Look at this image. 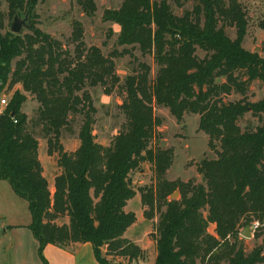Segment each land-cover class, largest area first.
<instances>
[{"label":"trees","instance_id":"obj_1","mask_svg":"<svg viewBox=\"0 0 264 264\" xmlns=\"http://www.w3.org/2000/svg\"><path fill=\"white\" fill-rule=\"evenodd\" d=\"M41 1L5 0L10 15L29 16L21 34L7 28L0 11V96L21 86L0 114V180L27 202L28 228L44 264H49L44 257L49 244L91 243L99 264L144 256L126 237L137 222L126 208L137 195L131 173L145 162L152 165L156 184L140 190L148 207L144 214L153 218L156 205L160 210L155 264H264L261 251L248 253L241 237L253 220L264 221V97L255 102L247 97L252 82L264 81V57L243 45L249 20L241 2L194 0L193 9L181 15L169 0H123L106 9L104 21L120 27L117 43L125 48L119 55L132 54L136 63L122 81L113 55L86 44L81 21L72 22L73 51L39 28L35 9ZM77 2L86 15L96 14L95 0ZM228 27L236 29L235 38ZM134 50L153 56L155 77ZM222 77L225 81L218 82ZM98 86L124 95L125 122L109 145L93 132L97 108L89 87ZM234 92L243 98L226 101ZM28 94L39 104L33 118L23 111ZM155 104L168 108L178 122L188 113L200 116L199 128L217 154L198 166L203 182L166 179L173 153L151 147L162 124ZM248 113L258 124L243 128L240 121ZM76 115L82 116L80 145L69 152L61 139ZM38 127L49 154L58 153L53 191L39 156ZM178 187L182 198L169 200Z\"/></svg>","mask_w":264,"mask_h":264},{"label":"rangeland","instance_id":"obj_2","mask_svg":"<svg viewBox=\"0 0 264 264\" xmlns=\"http://www.w3.org/2000/svg\"><path fill=\"white\" fill-rule=\"evenodd\" d=\"M97 4L96 14L86 15L77 0H42L35 9V21L39 28L51 34L53 37L63 42L66 48L74 50L75 43L72 41L73 20H79L84 25L85 42L88 46H98L106 56L113 55L116 62L117 73L122 79L133 74L136 63L132 54L124 53L119 55L125 46L117 43L120 27L114 22L104 21L103 14L108 8H118L123 0H95ZM247 11L249 26L247 36L244 41V47L252 52H258L264 57V0H239ZM174 12L178 15L185 10H192L194 0H169ZM0 11L5 15V25L10 29L15 14L10 15L8 5L5 0L0 2ZM23 17L26 12L21 13ZM227 33L231 38L236 37V29L228 27ZM23 31H27L26 28ZM5 32V30H3ZM133 54L141 61L148 63L152 68V77H155L158 66L152 55L142 56L139 50H134ZM200 57H205L206 53L198 50ZM225 81V78H219L218 82ZM21 88L16 85L12 91L1 98L8 100L13 91ZM93 96L94 105L97 108L95 115L94 134L98 142L109 145L113 137L122 129L125 122L124 115L120 105L123 102L124 95L120 89H115L111 94L105 93L104 87L98 86L90 88ZM247 97L250 101H259L264 97V81H254L250 84L247 91ZM226 101H237L243 98L240 93H232L224 97ZM38 102L28 94V100L23 107L30 118L36 116ZM0 106V109H4ZM155 114L162 119V124L157 127L156 137L151 143L154 150L168 149L173 153V164L166 173V179L169 182L187 183L194 182L199 184L203 182L201 174L198 172V166L205 159L216 158V151L210 147L209 136L200 130V116L188 113L183 122H178L176 117L166 107L154 105ZM82 123V116L76 115L72 119L71 127L64 130L61 143L66 151H74L79 145V129ZM243 128L254 127L258 124V119L251 113H248L241 121ZM36 135L39 137L40 150L39 156L44 166V174L47 177L51 190L54 188V177L59 172L58 153L52 155L48 151V142L43 137V133L38 127ZM131 180L137 195L128 203V211L135 212L137 222L129 229L126 237L136 242L141 248H144V256L141 259L130 261L128 259H119L116 264H123L130 261L131 264H155L157 257V224L160 217V210L156 209L153 218H147L144 214L148 207L143 206L141 200V189L155 186L156 178L152 165L149 162L142 163L141 167L131 173ZM174 192H178L174 194ZM168 196L169 200L181 199L182 191L180 188ZM0 264H39L42 259L38 255L35 247V238L26 223L30 221V212L27 202L18 196L10 184L5 181L0 185ZM157 204V203H156ZM165 210V207L162 208ZM207 213V212H205ZM65 219H60L64 222ZM256 221L253 220L252 223ZM261 226L259 230L252 231V237H244V244L248 253L260 250L264 258V221H259ZM251 223V224H252ZM250 224V225H251ZM13 226V228H11ZM4 229L6 233H4ZM209 232L215 233V225L209 226ZM32 236V237H31ZM44 263V262H43Z\"/></svg>","mask_w":264,"mask_h":264},{"label":"crops","instance_id":"obj_3","mask_svg":"<svg viewBox=\"0 0 264 264\" xmlns=\"http://www.w3.org/2000/svg\"><path fill=\"white\" fill-rule=\"evenodd\" d=\"M3 182H5V181L0 180V185ZM53 187H54V184H53ZM53 190H54V188L52 189V191ZM127 207H128V205H127ZM30 222H31V216H30V221L28 223H26L25 226L28 227ZM11 228H13V226H11ZM129 229H128V231H129ZM3 232L6 233V230L4 229ZM127 232H126V235H127ZM32 238L34 239V237H32ZM34 243H35L36 249L38 250V242L36 241V239H35ZM142 249H144V248H142ZM44 257L48 261L49 264H99L98 261L96 260L95 256H94V251H93V247H92L91 243H76L69 248H62V247H58V246L49 244L44 249ZM1 262L2 261H0V263ZM39 264H44V263L42 261ZM123 264H127V263H123ZM129 264H131V263H129Z\"/></svg>","mask_w":264,"mask_h":264},{"label":"water","instance_id":"obj_4","mask_svg":"<svg viewBox=\"0 0 264 264\" xmlns=\"http://www.w3.org/2000/svg\"><path fill=\"white\" fill-rule=\"evenodd\" d=\"M28 20H29L28 15L23 17L21 14L17 13L14 17V21L10 27V30L15 34H21L23 32V29L28 27ZM177 193L178 192H174L173 196ZM241 234L244 237H248V238L252 237L251 226L250 225L246 226L245 229L241 232Z\"/></svg>","mask_w":264,"mask_h":264},{"label":"built area","instance_id":"obj_5","mask_svg":"<svg viewBox=\"0 0 264 264\" xmlns=\"http://www.w3.org/2000/svg\"><path fill=\"white\" fill-rule=\"evenodd\" d=\"M8 103H9V100L6 97L0 99V106L6 107ZM3 110L4 109L2 110L0 109V114L3 112ZM250 226H251V230L255 232L259 230L261 223L259 221H254Z\"/></svg>","mask_w":264,"mask_h":264}]
</instances>
